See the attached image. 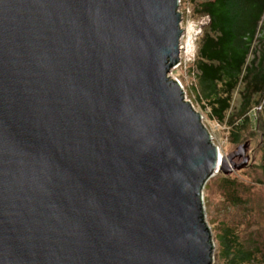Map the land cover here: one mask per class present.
Segmentation results:
<instances>
[{
    "label": "water",
    "instance_id": "obj_1",
    "mask_svg": "<svg viewBox=\"0 0 264 264\" xmlns=\"http://www.w3.org/2000/svg\"><path fill=\"white\" fill-rule=\"evenodd\" d=\"M179 3L0 0V264H212Z\"/></svg>",
    "mask_w": 264,
    "mask_h": 264
},
{
    "label": "trees",
    "instance_id": "obj_2",
    "mask_svg": "<svg viewBox=\"0 0 264 264\" xmlns=\"http://www.w3.org/2000/svg\"><path fill=\"white\" fill-rule=\"evenodd\" d=\"M192 19L206 17L196 38L193 90L201 110L228 127L229 141L247 146L259 137L257 164L264 182V0H188ZM241 169V168H240ZM223 193L232 205L249 212L251 185L218 172ZM251 212V211H250ZM248 225L252 222L247 221ZM256 232V231H255ZM244 237L234 226L216 236L218 264H264V236Z\"/></svg>",
    "mask_w": 264,
    "mask_h": 264
},
{
    "label": "rangeland",
    "instance_id": "obj_3",
    "mask_svg": "<svg viewBox=\"0 0 264 264\" xmlns=\"http://www.w3.org/2000/svg\"><path fill=\"white\" fill-rule=\"evenodd\" d=\"M178 10L182 12L181 43L184 49L181 51L180 65L171 68L168 75H171V79H177L182 85L184 97L201 113L203 124L209 130L213 142L218 146L220 153L227 156L235 152L239 145L229 141L228 127L225 124H219L215 119L208 117L206 111L200 109L193 90L195 78L192 73V63L195 58L196 38L201 34L202 26L206 23L207 18L192 19L188 0H180ZM187 40L191 43L189 52L186 51ZM248 139L247 146L243 148V154L234 156L228 166L232 167L229 174L235 176L244 186L251 185L249 191L243 195L245 198L248 197V208L251 212H245L241 206L232 205L226 199L221 187V176L223 175L221 173L213 175L203 189L204 220L210 227L215 245L212 264H218L216 236L224 227L234 226L243 237L255 231V233L261 231L264 236V182H257V180H262L257 167L260 160V151L257 149L259 137L256 135ZM247 221L252 224L248 225Z\"/></svg>",
    "mask_w": 264,
    "mask_h": 264
},
{
    "label": "bare ground",
    "instance_id": "obj_4",
    "mask_svg": "<svg viewBox=\"0 0 264 264\" xmlns=\"http://www.w3.org/2000/svg\"><path fill=\"white\" fill-rule=\"evenodd\" d=\"M190 44H191V43L189 42V40H187L186 43H185V45H186V51H187V52H189L190 49H191ZM182 46H183V45H182ZM183 49H184V46L182 47V50H183Z\"/></svg>",
    "mask_w": 264,
    "mask_h": 264
},
{
    "label": "built area",
    "instance_id": "obj_5",
    "mask_svg": "<svg viewBox=\"0 0 264 264\" xmlns=\"http://www.w3.org/2000/svg\"><path fill=\"white\" fill-rule=\"evenodd\" d=\"M181 38H182V36H181ZM181 38H180V41H179L180 59H181V51H182V43H181ZM180 59H179V64H178V65H180ZM178 65H177V66H178Z\"/></svg>",
    "mask_w": 264,
    "mask_h": 264
}]
</instances>
